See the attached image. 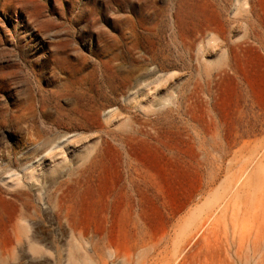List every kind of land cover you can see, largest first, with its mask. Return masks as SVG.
I'll use <instances>...</instances> for the list:
<instances>
[{
	"label": "rangeland",
	"instance_id": "rangeland-1",
	"mask_svg": "<svg viewBox=\"0 0 264 264\" xmlns=\"http://www.w3.org/2000/svg\"><path fill=\"white\" fill-rule=\"evenodd\" d=\"M23 1L0 0V264H264V0ZM94 50L149 67H123L125 85ZM36 72L103 110L11 188L39 127L14 106L49 97Z\"/></svg>",
	"mask_w": 264,
	"mask_h": 264
},
{
	"label": "bare ground",
	"instance_id": "bare-ground-1",
	"mask_svg": "<svg viewBox=\"0 0 264 264\" xmlns=\"http://www.w3.org/2000/svg\"><path fill=\"white\" fill-rule=\"evenodd\" d=\"M4 1L5 4L10 7L16 6L18 3L25 2L23 0ZM18 13L19 12L15 10L16 17H18ZM115 51L116 50H94L92 55L99 63L110 65L114 75L121 81V83L131 86L134 84L135 78L129 75H124V73H122L123 67L135 66L145 70L146 67H149L150 60L147 59L145 55H141L139 58H133L129 61ZM58 70L60 69L57 67L55 72H53L52 77H60L67 80V77H63V75L71 76L67 69L62 68L61 72L57 73ZM34 76L36 77V83H38L39 92L43 95L48 92L49 97H47V99L41 98L39 100H33V102H35L34 104H23L19 101V103H16L14 106L16 110L15 113L25 112L36 116L39 122V127L38 131L31 135V138L25 143L24 148H29V151H24L22 158H18V156H16L13 159V161L18 163L22 170L27 172V174L20 177L17 171H9L6 178H4V181L8 179L11 181V188L22 186L25 178L28 181H39L40 178L36 176V173H40L41 171L39 170L38 172V169H34L33 166L35 164H39L42 167L46 164V162L54 161L58 156L64 155L66 150L63 146L71 139L77 138L80 134L89 132V130H91V128L95 125L94 119L101 113V110H103L102 106L97 105L92 101L93 98L89 95L90 91L87 89L85 90L82 83L67 82L59 86L48 85L47 89H43L39 86L41 78L39 73L36 72ZM2 89L4 90L5 87L2 86ZM7 111L9 110L6 108V112ZM58 149H61V152L55 153ZM92 151L93 149L90 150L91 153ZM95 158H97V154ZM0 161L2 160L0 159ZM50 182L53 185H57V188H54L56 192L62 191V195H59L58 197L57 204V214L59 218H64L66 220L73 235V240L78 243L80 241H87L88 237H86L83 233L78 232L77 228L71 221L69 214L65 213L60 205V203H62L63 196L65 195L63 187L68 185L70 181L67 180L65 182V179H62L61 177H52L50 178ZM20 195L21 197L26 196V194ZM24 206L25 208H29L31 206L30 201L24 199ZM24 213L25 212L22 210L20 215L23 217ZM63 214L64 216H62ZM27 233V228H21L19 233H16L15 240L18 245H23V243H25L22 236ZM103 233L104 232L97 230L95 232L96 236L92 238V241H96L97 244L106 243L108 241V243L111 244V238H107L108 240L106 238H102ZM33 242L34 241H30V243H28L29 247L34 246ZM32 251L35 254H39L36 249H33Z\"/></svg>",
	"mask_w": 264,
	"mask_h": 264
}]
</instances>
